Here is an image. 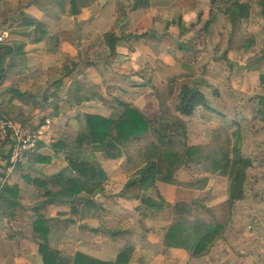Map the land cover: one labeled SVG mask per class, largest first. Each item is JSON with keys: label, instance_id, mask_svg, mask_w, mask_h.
<instances>
[{"label": "trees", "instance_id": "trees-1", "mask_svg": "<svg viewBox=\"0 0 264 264\" xmlns=\"http://www.w3.org/2000/svg\"><path fill=\"white\" fill-rule=\"evenodd\" d=\"M100 1L62 0L61 7L66 16L79 19ZM220 1L207 0L213 10L220 11H208L199 31L208 37L221 18L227 19L230 29L228 46L219 59L227 61L232 35L240 24L251 21L254 4L253 0H226V6L221 10ZM256 2L260 18L264 21V0ZM155 3L156 0H124L118 3L117 11L119 16L148 13ZM179 3H185V0ZM203 17L199 13L187 30L194 28ZM180 20L181 14L177 13L173 23L178 29L182 25ZM27 22L34 27L35 43L43 42L46 53L50 52L49 46L53 44L55 53L59 41L49 32L47 24L37 18ZM143 32L136 34V39L157 41L166 36L157 37L154 32L152 35L148 31ZM131 35L114 30L104 32L84 61L91 65L113 62L118 56L117 44L129 40ZM256 43L255 34L248 31L235 44L238 58L251 55L242 67L246 91H254L258 86L264 89V41L258 50ZM177 48L186 51V43H178ZM27 52L25 35L18 34L12 38L11 46L0 45V85L7 74L27 68ZM73 65L74 62L67 59L56 78V84L68 83L62 92L71 105L80 108L85 102L99 98L111 112L108 116L78 112L73 121L76 127L74 139L66 133L47 141L40 139L27 159L17 164L12 181L0 188V223H4L6 228L17 226L12 233L6 234V241L12 243L16 251L23 242V252L27 251L25 243H29L31 249L40 255L42 264H127L133 251L130 245H125L112 260H102L80 249L68 251L66 244V233L72 225L77 226L78 238H95L101 231H106L92 224L105 214L104 208L93 198L106 190L112 175L108 165L113 162L118 164L114 170L118 171L120 167V172L126 175V181L115 197L133 209L139 227L145 232L163 231L162 257L170 261L179 258L175 249L185 251L191 259L206 257L216 243L225 238L234 204L245 198L244 185L253 162L242 156V133L254 139L263 135L264 139V94L254 97L258 101L255 114L250 119H243L234 109L224 111L215 106V97H220L216 90L210 97L198 88L192 81L195 75L192 62L187 68H182L168 65L160 58L146 56L143 66L136 72H129V75L137 76L141 81L133 84L132 89L140 87L155 97L156 113L151 117L144 108L117 96L103 97L91 88V82L71 77ZM209 66L211 63L208 62L203 69ZM252 76L255 77L253 80ZM52 86L46 93L50 92L49 96L54 99L51 116L57 117L60 91L52 90ZM128 92L124 89L121 94L128 95ZM16 96L22 98L17 91ZM196 112L221 121L200 144L190 143L187 125L182 119V116H193ZM7 117L25 126H33L27 113L15 112ZM41 148L49 149V152L39 153ZM56 157L63 158L65 168L51 175L36 174L34 163L46 164ZM215 182L227 187L228 194L227 199L218 204L197 201L167 203L157 187L160 183L192 192L203 190L210 193ZM22 185L36 192L37 200L29 206L22 204ZM149 191H154L156 198L148 195ZM49 205L67 206L68 214L65 217H46L43 211Z\"/></svg>", "mask_w": 264, "mask_h": 264}, {"label": "rangeland", "instance_id": "rangeland-1", "mask_svg": "<svg viewBox=\"0 0 264 264\" xmlns=\"http://www.w3.org/2000/svg\"><path fill=\"white\" fill-rule=\"evenodd\" d=\"M157 1H159V3H157ZM180 1L181 0H168V3L161 4V0H156L157 4H154L152 14H155L157 9H159V12L156 13L152 22L160 23L164 28L167 25V18H170L171 24L175 25L173 19L176 18L177 13H180L181 20L184 23L182 28L177 31L169 23V38L164 36L162 40H157L158 42H156L155 45H149L148 42H143V40H141L143 44L137 51L140 52L142 56L148 55L153 58H161L165 63L171 66L187 68L188 63L192 62L195 67V75L192 77V81L196 83L198 88L210 97L213 96L215 90L220 93V97H215V106L218 109L224 111L227 109H234L240 113L243 119H250L255 114L257 108L256 105L258 101L256 102L254 97L264 94V89L258 86L254 91L245 90L244 77L241 69L251 55H248L249 57L238 58L235 51V44L241 35L243 36V34L248 31L255 34L257 41L256 50L260 48L264 41V32L262 31L264 21L260 18V9L256 0H253L254 13L251 21L249 23L240 24L237 27V31L232 35V44L226 54L227 61L224 59L219 60L222 57V52L228 46L230 29L227 25V19L221 18L217 23V27L212 30L211 35L206 37L203 32L199 30L202 27L203 19H207L208 11L211 9L213 10V6H211L207 0H185V3H179ZM55 2L58 1L55 0ZM45 4L48 5V1H46ZM98 4V7L92 9V15L99 14V17L93 20L94 38L90 40V44L98 43L101 35L109 30H115L124 35H130L131 33L139 34L141 32L142 27H138L134 31L127 29L124 32L119 29V27L124 24V22L121 23L124 19L120 18L121 16L118 14L117 5L114 0H106ZM225 6L226 0H221L220 9L223 10ZM213 11L219 12L220 10L214 9ZM195 13L197 16L199 13H202L204 17L201 21L196 23L194 28L187 30L188 25L192 21H195L190 20ZM144 15L145 14H142L137 17V24L144 21ZM137 26L141 25H136V27ZM89 43L87 45H90ZM178 43H186V51L177 48ZM68 46L71 47L70 42ZM91 47H94V45ZM117 47L119 54L113 61L117 62L116 67H113L109 71L105 69V66L108 64H106V62L105 64H87V62L84 61L86 58V51L83 53L85 55L84 59L82 55H79V62L74 63L82 69H90L84 81L91 82V88L98 91L103 97L112 98L113 96H117L138 108H144L149 116H154L156 113V101L153 94L140 87L132 89L133 84H139L141 82L140 78L137 76L131 77L129 75V72H136L139 69V63L132 61L130 57V55L134 53L133 46L129 45L128 41H124L122 43L119 42ZM136 47L138 48V44ZM84 49L85 48H82V50ZM214 59H218V61L214 62ZM208 62L211 63V66L203 69V65ZM30 78L31 75L26 79L28 80ZM254 78L255 77L252 76V80ZM31 80L32 79L26 84L28 87L33 84ZM41 88L44 87L39 86L38 93H36L35 97L32 99L35 103H38V105L41 101L39 96L43 93L42 91H44V89ZM124 89L129 91L128 95L121 94V91ZM90 104L88 107L80 108L76 111L71 108L69 110L67 109L68 113L64 114L65 117L53 119L54 125H52V118H45L39 124V126H43V134L46 132L47 134L53 132L46 131L48 128L53 127V129L61 133H66L70 138L74 139L76 127L73 121L78 112L86 111L103 116H108L111 112L109 107L103 104L99 98H94ZM35 106H37V104H35ZM0 112L9 116L5 107L3 109L0 108ZM46 119L51 122L47 127L42 125ZM182 119H184L187 125L189 140L192 144L202 143L207 138L209 131L218 126L221 122L219 119H215L214 121L206 116L200 115L198 112L193 116H182ZM233 133L235 132L233 131ZM242 135L244 136L241 150L242 156L251 159L253 167L247 172L244 185V200L235 203L232 208V220L228 222L225 238L220 243L226 246L223 245L224 247L219 249V251H222L219 253V256H221L223 260L232 255L236 257L241 264H248L250 256L257 264H264V139L263 135H260L258 139H254L244 132ZM61 161L64 164L65 161ZM115 165L116 164L112 162L108 165V168L110 167L111 169ZM116 166H118V164ZM120 170L119 167L118 172L115 171L108 183L106 193L110 196L116 195L122 184L126 181V175L122 174ZM15 172L14 169L11 172V176L5 180L7 185H9L14 178ZM51 172H53V170ZM157 187L162 198L167 203L171 204L179 201H197L205 204H218L226 200L228 196L227 187L221 186L218 182L213 184L210 193H205L203 190L200 192H191V190H183L179 187L160 183L157 184ZM171 187L179 189L180 192H172L170 190L172 189ZM147 194L156 198L154 191H149ZM106 203L110 204L111 202L110 200H106ZM121 204V225L116 226V220L110 215L107 216V218H109V227L105 226V223H101L100 221H92L93 226H100L101 229L107 232L101 231V233L96 236L97 239H92V237L89 236V241L84 242L81 241V238L77 237L76 239V230L72 228L69 231L70 239L67 238L68 241L66 240V244L68 245L67 250L74 252L80 249L102 260H112L119 250L125 245H130L133 247V251L127 264H138V261H145L146 264H169V259H165L161 255L163 231L145 232L139 227L133 209L127 204ZM22 245H24L23 242ZM22 245L18 247L19 251H21ZM25 245L27 246V243H25ZM110 245L113 246V248ZM216 251H218L217 248ZM177 252H179V258L183 263L187 262V264H189L188 262H190V264H200L202 260L207 259V257L209 258V256L212 258L215 257L214 249H211L206 257L199 259L189 258L185 251Z\"/></svg>", "mask_w": 264, "mask_h": 264}, {"label": "crops", "instance_id": "crops-1", "mask_svg": "<svg viewBox=\"0 0 264 264\" xmlns=\"http://www.w3.org/2000/svg\"><path fill=\"white\" fill-rule=\"evenodd\" d=\"M46 1H48V5L45 4ZM57 1L58 2H55V0H0V29L2 27H6L10 32V39L15 38L18 34L25 35L26 45L28 49L27 55L29 56L28 62L26 64V69L13 71L7 74L3 79L0 85V108L3 109L5 107L9 116L14 114L15 112L27 113L28 118L30 117V124H32L33 126L40 124L47 117L52 118V125H54L53 119H61L62 117H65L64 114L68 113L67 109L69 110L71 108L76 111L80 108L88 107L91 103V101H87L85 102L84 107H73L71 105V102L68 100L67 95L63 93L68 83L63 82L56 84V78L59 75L60 67L65 61H67V59L68 61L72 60L73 62L78 63L79 55H82L84 59L85 55L83 53L86 51V55L88 56L93 49V47L91 46L95 44L89 43L90 40H93L94 38V29L92 23L94 22L93 20L99 17V14L92 15V9L94 7H98L99 4L91 6L88 11L78 19L77 17L66 16L61 7L62 0ZM103 1L106 0H101L100 2L102 3ZM114 1L116 2V5H118V3H120L122 0ZM167 1L168 0H161V4H164ZM152 12L153 9L148 13L137 12L133 15L121 16L120 18L124 19L121 23L124 22V24L121 25L119 29L124 32L127 29H131L132 31H134L136 28L142 27V33H144L143 31H148L147 33L149 35H152V32H154L153 34H155L157 37H160L163 34L169 36V23L171 24L170 18H167V25L163 28L160 23L152 22V20L156 16V13L159 12V9L156 10L155 14H152ZM142 14H145L144 21L137 24V17ZM31 18H37L47 24L49 32L57 36L59 44L58 50L55 53V46L53 44L49 46L50 52L46 53L43 48V42L35 43L34 27L27 22V20ZM196 18L197 14L195 13L193 18L190 20H195ZM136 25L141 26L136 27ZM183 25L184 23L182 22V25L179 29H181ZM172 26L175 30L179 31L177 27H175L174 25ZM116 32L119 33L118 31ZM135 35L136 34H132L131 38L125 41H128L129 45L133 46L134 53L130 55L131 60L139 63V68H141L143 66L144 58L148 56H142V54L137 51L143 44L141 40H143V42H148L149 45H155V43L158 41H153L151 39H136ZM69 42L71 43V47L68 46ZM122 42L124 41H120V43ZM88 43L90 45H87ZM137 44L138 48L136 47ZM82 48L85 49L82 50ZM117 53L119 54L118 51ZM116 63L117 62H110L105 66V69L107 71L111 70L113 67H116ZM72 68L73 72L71 77H74L81 82L86 79L87 73L90 71V69L88 68L82 69L78 67L77 64L75 65V63ZM30 75V79H32L31 81L33 84L28 87L26 84L27 82H30V79L27 80L26 78ZM52 85L55 86L53 87ZM39 86L44 87L41 88L44 89V91H42L43 93L39 96V98H41V101L38 105V103H35L32 99L33 97H35L36 93H38ZM51 86L53 87L52 90L56 88L58 91H60L57 117L51 116V114L53 113L54 99L49 96L50 92L46 93V90ZM16 91L22 95V98H17ZM35 104H37V106H35ZM46 131L53 132H49L48 134L46 132L41 140L47 141L49 139H55L59 135H61V132L53 129V127L48 128ZM7 152V147L3 144H0V183L3 179ZM38 152L47 153L49 152V149L41 148L40 150H38ZM61 160H63L62 157H56L51 162L46 164L34 163L33 168L36 170V174L38 173L42 175H51L56 173L58 170L66 167V162H64L63 160V164ZM115 167L116 165L111 168V177L115 173ZM108 169H110V167ZM52 170L53 172H51ZM107 188L108 184L106 186V190ZM171 188L172 189L170 190L172 192H180L177 188ZM106 190L93 198L95 202H100L102 207L106 210L104 214L105 216L103 215L99 221L101 223H105L104 225L109 227V218H107V216L110 215L114 220H116V226L121 225L122 216L120 213V207L122 206V204L117 200L115 195L110 196L109 194H107ZM21 197L22 204L24 206H29L37 200L36 192L34 190L28 189L27 186L23 185L21 186ZM106 200H110L111 203H106ZM43 213L46 215V217L49 218L65 217L68 214V209L67 206L64 205H49L47 206L46 210L43 211ZM5 226L6 225L4 223H0V264H41L40 255L36 251L31 249L29 243V245L27 244L26 246L27 251L23 252L22 249L21 251H16L13 248V244L6 241V234L12 233L13 230L17 228V226L11 225L7 228ZM21 228L25 229L24 227ZM72 228H74L77 233V226L72 225L71 227H69L66 233L67 238H69V231ZM80 238L83 242L89 241L88 237ZM95 238L97 239V237ZM220 243L221 241H218L213 248L215 250V257L212 258L209 256V258L207 257V259L202 260L200 264H241V262L232 255L222 260L221 256H219V253H221L222 251H219V249L226 245ZM111 247L113 248V246ZM216 248L219 252L216 251ZM175 251H180V249H175ZM236 252L239 253L238 251ZM249 258L250 261L248 262V264H257V262L253 261L250 256ZM137 263L146 264L145 261H138ZM188 263L190 264V262ZM169 264H187V262L183 263L180 258H177L171 262L169 260Z\"/></svg>", "mask_w": 264, "mask_h": 264}, {"label": "built area", "instance_id": "built-area-1", "mask_svg": "<svg viewBox=\"0 0 264 264\" xmlns=\"http://www.w3.org/2000/svg\"><path fill=\"white\" fill-rule=\"evenodd\" d=\"M0 45L11 46L10 32L6 27L0 29ZM50 124V120L46 119L42 125L47 127ZM43 135V126H25L0 112V144L8 149L0 188L6 185L5 180L11 176L18 163L27 159Z\"/></svg>", "mask_w": 264, "mask_h": 264}]
</instances>
